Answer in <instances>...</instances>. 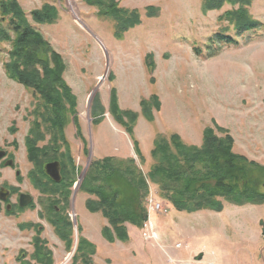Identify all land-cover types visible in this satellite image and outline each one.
<instances>
[{"label": "rangeland", "instance_id": "rangeland-1", "mask_svg": "<svg viewBox=\"0 0 264 264\" xmlns=\"http://www.w3.org/2000/svg\"><path fill=\"white\" fill-rule=\"evenodd\" d=\"M16 1L26 14L45 3L57 9L54 24L34 27L64 60L63 79L76 99L86 146L83 151L76 126L67 124L63 134L77 169L68 202L60 201L58 194L43 192L44 187L53 186L26 159L24 145L34 120L36 97L6 78L3 63L9 45L0 44V153L5 158L0 159V190L8 194L6 202L0 200V264H36L32 260L35 226L45 243L42 250L51 253L52 264H72L79 236L95 237L93 264H264V203L224 204L219 213L187 214L171 208L149 183L148 197L158 200L159 206L147 207L149 238L144 241L141 231L128 226L130 241L111 244L100 236L106 221L86 210L85 202L91 196L79 190L92 160H123L128 155L143 174L151 164L149 158L140 163L127 136L108 114L111 87L121 111L139 113L142 98L151 94L159 98L161 108L154 122L139 117L134 127L144 155L149 157L154 134L175 133L184 143L198 146L202 129L217 125L228 131L236 154L264 166V0H249L246 11L259 27L239 34L238 22L232 16L223 18L240 7L231 0L219 10L209 11L205 0H117L119 7L140 13V24L120 39L114 22L83 0ZM149 7L156 9L154 17L146 16ZM224 28L237 45L211 44ZM95 95L97 109L102 107L104 114L92 125L90 106ZM41 133L44 140L37 147L49 148L51 135L45 129ZM60 145L58 141L52 151L66 159V148ZM5 161H12V166L6 167ZM47 163L41 160L42 169ZM69 180L67 176L64 182ZM20 194L32 199L21 209ZM54 214L71 224L70 252L48 222Z\"/></svg>", "mask_w": 264, "mask_h": 264}, {"label": "trees", "instance_id": "trees-1", "mask_svg": "<svg viewBox=\"0 0 264 264\" xmlns=\"http://www.w3.org/2000/svg\"><path fill=\"white\" fill-rule=\"evenodd\" d=\"M226 1L205 0V10H219ZM231 1L240 7L236 11L226 13L223 18L232 16L231 18L238 22L235 27L236 34L259 27L246 11L249 0L242 5L240 3L242 0ZM83 2L96 7L100 15L114 22L115 35L118 39L123 33L140 24L139 11L121 8L117 0ZM145 11L147 17H154V13L157 12L152 7L146 8ZM57 19L58 12L54 5L45 3L26 14L16 0H0V44L9 45L7 59L3 63L4 74L10 81L31 91L37 102L34 120L24 139L26 159L34 165L37 174L42 175V178L47 179L53 186L44 187L43 192L47 190L50 195L58 194L56 196L60 197V201L63 200L67 204L69 187L73 181L71 178L77 169L63 134L64 127L72 122L76 126L83 151L86 144L81 138L76 116V99L63 79L66 71L64 60L34 27L52 25ZM227 32L228 29H222L211 39V44L223 42L228 46L237 45ZM98 105V97L95 95L90 106L92 125L96 123L97 118L102 119L100 115L104 114L102 107L97 109ZM160 108L159 98L151 94L147 99L142 98L139 101V113L121 111L116 104L115 89L110 88L108 114L128 136L140 163H144L145 159L135 137L134 127L139 117L146 122H154V115ZM41 129H45L51 135L49 148L37 147V143L44 140ZM58 141L62 143L59 148L61 146L66 148V159L63 154L58 155L52 151ZM233 147L234 142L228 131L216 125L202 130L199 146L184 143L175 133H169L168 136L156 134L148 157L151 164L145 174L132 158L121 160L105 157L102 160H92L79 189L80 192L91 196L86 200L85 208L88 212L100 214L106 221L107 225L100 230L102 239L111 244L115 242L126 244L129 241L127 226L140 229L146 221L144 202L148 193V183L156 186L159 197L171 208L187 214L203 210L219 213L223 210L224 204L239 207L264 203V166L236 154ZM41 160L43 164L59 162L62 174L60 183H51L45 176ZM67 176L70 180L65 183ZM48 222L53 227L55 235L64 243L65 250L70 252L72 245L70 222L56 214L48 219ZM33 228L35 237L32 242L34 249L32 260L36 264H52L50 251L42 250L45 243L39 238L38 227ZM19 229L22 230L24 227L19 226ZM78 230L81 229L78 227ZM40 251L43 253H39ZM95 253V246L79 236L71 263L93 264L92 257ZM20 264L27 263L22 261Z\"/></svg>", "mask_w": 264, "mask_h": 264}, {"label": "water", "instance_id": "water-1", "mask_svg": "<svg viewBox=\"0 0 264 264\" xmlns=\"http://www.w3.org/2000/svg\"><path fill=\"white\" fill-rule=\"evenodd\" d=\"M1 157V154H0ZM6 166H12V162H6ZM45 174L53 181L59 182L60 181V166L58 162L48 163L44 166ZM0 200L5 201L6 195L4 193V189L0 190ZM32 201L31 197L26 194L19 195L18 206L20 208L28 205ZM264 234V231H263Z\"/></svg>", "mask_w": 264, "mask_h": 264}, {"label": "built area", "instance_id": "built-area-1", "mask_svg": "<svg viewBox=\"0 0 264 264\" xmlns=\"http://www.w3.org/2000/svg\"><path fill=\"white\" fill-rule=\"evenodd\" d=\"M147 205H148V207H154V208H158L159 206H158V204H156V202H155V200H153L151 197H149L148 199H147ZM147 225H145V227H144V230H143V232H142V238L145 240V239H147V238H149V234H148V231H147ZM154 238H155V235H154Z\"/></svg>", "mask_w": 264, "mask_h": 264}, {"label": "crops", "instance_id": "crops-1", "mask_svg": "<svg viewBox=\"0 0 264 264\" xmlns=\"http://www.w3.org/2000/svg\"><path fill=\"white\" fill-rule=\"evenodd\" d=\"M102 122V121H101ZM100 122V123H101ZM154 136V135H153ZM130 142V141H129ZM200 145V144H199ZM142 152V151H141ZM142 154H143V152H142ZM143 156H144V158H148V156H146V155H144L143 154ZM123 159H125V158H130L128 155H126L125 157H122ZM83 226H84V224H82ZM104 225H102L101 226V228L103 227ZM129 228H132L133 230H137V229H135V228H133V227H131V226H129ZM85 231V230H84ZM84 231H82V233L84 232ZM127 231H128V226H127ZM128 234H129V231H128ZM86 237V239L88 240V241H90V242H92L93 241V239L95 238V237H92V240H91V238H89L88 236H85ZM84 237V238H85ZM129 241H130V238H129Z\"/></svg>", "mask_w": 264, "mask_h": 264}, {"label": "flooded vegetation", "instance_id": "flooded-vegetation-1", "mask_svg": "<svg viewBox=\"0 0 264 264\" xmlns=\"http://www.w3.org/2000/svg\"><path fill=\"white\" fill-rule=\"evenodd\" d=\"M2 159H4L5 160V158L3 157ZM3 160V161H4ZM264 189V188H263ZM5 193V195H6V200H7V198H8V194L6 193V192H4ZM263 193H264V190H263ZM7 208H10L8 205H7Z\"/></svg>", "mask_w": 264, "mask_h": 264}, {"label": "bare ground", "instance_id": "bare-ground-1", "mask_svg": "<svg viewBox=\"0 0 264 264\" xmlns=\"http://www.w3.org/2000/svg\"><path fill=\"white\" fill-rule=\"evenodd\" d=\"M90 31H91V30H90ZM93 91H94V90H93ZM91 93H92V91H91ZM91 93H90V94H91ZM92 94H93V93H92ZM92 94H91V96H92ZM76 187H77V185L75 186L74 190L76 189ZM72 216H74V215H72ZM73 218H74V217H73Z\"/></svg>", "mask_w": 264, "mask_h": 264}]
</instances>
